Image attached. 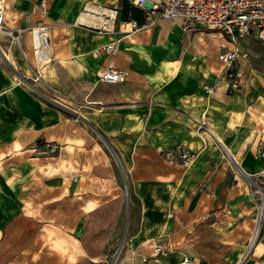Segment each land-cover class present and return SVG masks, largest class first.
<instances>
[{"label": "crops", "instance_id": "1", "mask_svg": "<svg viewBox=\"0 0 264 264\" xmlns=\"http://www.w3.org/2000/svg\"><path fill=\"white\" fill-rule=\"evenodd\" d=\"M41 1L0 0V264H264V217L243 259L257 203L240 172L264 166L259 40L240 39L242 88L229 92L220 31L148 19L134 0ZM91 2L119 7L113 30L80 23ZM40 21L52 56L42 66ZM110 41L115 52H93ZM110 64L127 77L100 82ZM180 143L196 152L190 167L162 156ZM155 240L170 249L152 257Z\"/></svg>", "mask_w": 264, "mask_h": 264}, {"label": "built area", "instance_id": "2", "mask_svg": "<svg viewBox=\"0 0 264 264\" xmlns=\"http://www.w3.org/2000/svg\"><path fill=\"white\" fill-rule=\"evenodd\" d=\"M133 3L146 13L148 19L156 16L180 17L185 29L198 27L222 32L232 44L219 53L223 65L222 73L226 78L229 92L241 90L242 74L237 68V60L246 53L242 52L239 41L246 35H253L264 43V0H134ZM41 7L43 9L46 7V0L41 1ZM2 9L0 5V33L7 32ZM82 13H86L89 21L80 20L81 24L98 33H104L114 29L119 18V7L91 2L84 5ZM133 26L136 28L137 24L134 23ZM32 35L35 62L39 66L49 63L52 56L47 24L40 21L32 29ZM116 50V42L110 41L94 49L93 52L113 53ZM127 75V70L118 69L110 64L99 73L98 80L103 83H116L123 81ZM219 80L217 78L213 85L206 86L208 93L212 94L216 91ZM39 147L48 154H54L59 150L60 145L54 141H44ZM259 152L264 161V140L259 142ZM162 156L168 163L187 168L193 164L196 152L186 144L180 143L172 148L163 149ZM240 172L247 178L250 193L257 203L256 225L244 259L257 239L264 217V166L257 173H248L244 169ZM169 249L168 242L155 240L152 244L151 256L157 257ZM143 260L146 261L147 257L144 256ZM178 264H195V261L190 256H184Z\"/></svg>", "mask_w": 264, "mask_h": 264}, {"label": "rangeland", "instance_id": "3", "mask_svg": "<svg viewBox=\"0 0 264 264\" xmlns=\"http://www.w3.org/2000/svg\"><path fill=\"white\" fill-rule=\"evenodd\" d=\"M246 36H248V35H246ZM246 36H244V37H246ZM243 41H245L244 39H243V37L241 38ZM260 45H262V46H264V43L263 42H261V41H259L258 42ZM243 57H248V53H246V55L245 56H243ZM35 60V59H34ZM35 64H37L36 62H34ZM38 65V64H37ZM252 65L253 66H255V67H257V68H259V69H262V70H264V51H262V52H260V56L257 58V60H252ZM39 66V65H38Z\"/></svg>", "mask_w": 264, "mask_h": 264}, {"label": "bare ground", "instance_id": "4", "mask_svg": "<svg viewBox=\"0 0 264 264\" xmlns=\"http://www.w3.org/2000/svg\"><path fill=\"white\" fill-rule=\"evenodd\" d=\"M81 21H89V18L87 17L86 13H82L80 16ZM33 36V35H32Z\"/></svg>", "mask_w": 264, "mask_h": 264}]
</instances>
